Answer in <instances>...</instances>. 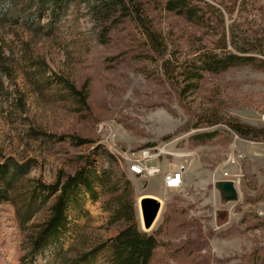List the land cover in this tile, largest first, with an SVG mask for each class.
I'll return each instance as SVG.
<instances>
[{
    "label": "rangeland",
    "instance_id": "374dc122",
    "mask_svg": "<svg viewBox=\"0 0 264 264\" xmlns=\"http://www.w3.org/2000/svg\"><path fill=\"white\" fill-rule=\"evenodd\" d=\"M36 1L18 0V22L9 21L11 16L0 21V153L28 165L23 192L52 184L60 170L77 167L80 155L102 147L109 155L97 150L96 168L131 180L140 229L161 227L151 264H264V140L241 138L224 124L192 127L210 112L264 126V69L246 65L207 73L196 91L182 96L159 63L145 58L144 37L132 21L114 28L102 44L86 3L54 15L45 9L38 16ZM205 1L222 9L223 23L204 27L163 9L164 1L148 0V13L174 59L192 61L215 49L224 31L238 46H254L253 54L264 59V0ZM229 50L238 53L230 43ZM69 82L86 85L88 108L70 92ZM210 131H217L213 139L193 140ZM72 134L92 142L76 146ZM149 143L167 145L172 153L161 157L159 175H134L122 156L113 155L142 151ZM185 160L183 186L165 188L163 174ZM228 178L239 197L223 203L215 182ZM148 195L163 204L155 223L142 229L139 199ZM107 197L95 203L81 197L78 211L70 213L69 237L48 246L32 264H59L52 263L58 247L69 250L68 260L97 248L88 264H109L110 250L102 243L119 226H106ZM20 205L19 200L0 204V264H30L24 227L41 221L45 208L22 226Z\"/></svg>",
    "mask_w": 264,
    "mask_h": 264
},
{
    "label": "trees",
    "instance_id": "16d2710c",
    "mask_svg": "<svg viewBox=\"0 0 264 264\" xmlns=\"http://www.w3.org/2000/svg\"><path fill=\"white\" fill-rule=\"evenodd\" d=\"M17 1L0 0V21L11 16L9 21L18 22L22 11L15 9ZM159 1H164L161 3L163 9L183 15L204 27L210 26L214 20L217 23L224 21L222 9L209 1ZM80 2L86 3L89 7L100 31L99 38L102 44L109 41V34L114 28L125 21H132L144 37L142 44L147 48L145 58L159 63L163 76L180 86L179 91L182 96L196 91L207 73L219 74L233 67L246 65L264 69V59L253 54L254 46H238L234 38H229L225 31L221 34L220 45H217L215 49L198 54L192 61L174 59L168 51V44L163 33L155 28L148 13V0H37L36 4H39V7L35 12L40 16L44 14L45 9H49L50 14L54 15L57 10L65 12L71 4ZM26 12L25 18L31 20V11ZM229 43L237 49L238 53L229 50ZM68 88L78 102L88 108L86 85L77 87L69 82ZM198 119L192 127L198 128L202 123H205L207 127L224 124L241 138L264 140V126H254L234 118L219 117L215 112L204 113L198 116ZM216 135L217 131L202 132L196 134L193 140L206 142ZM70 136L72 143L76 146L92 142L74 134ZM152 144L154 143H149L147 146ZM99 149H102L103 153H108L102 147H95L91 153L79 156L77 167L72 172L60 170L52 184L39 183L37 187L26 192H23L26 190L23 180L28 172V165L0 153V204L19 200L21 205L18 207L17 216L22 226L32 221L34 216L45 208V216L41 221L24 227L28 232L27 255L31 258L30 264L48 246L53 244L58 246L62 238L69 237L70 213L75 214V211H78L75 209L81 197H89L90 201L95 203L103 195L108 196L103 202V209L108 213L106 226L108 228L119 226L117 233L102 243L103 248L110 250L109 264H151L155 251L161 244V227L148 232L140 229L136 211V193L131 180L119 175L113 169L104 168L99 171L94 157ZM52 197H54L53 201L48 204ZM58 248L52 263L58 261L59 264H88L90 261L88 255L98 250L95 248L91 253L80 255L75 260H68L69 250Z\"/></svg>",
    "mask_w": 264,
    "mask_h": 264
},
{
    "label": "built area",
    "instance_id": "2783aa9c",
    "mask_svg": "<svg viewBox=\"0 0 264 264\" xmlns=\"http://www.w3.org/2000/svg\"><path fill=\"white\" fill-rule=\"evenodd\" d=\"M116 152L117 155L114 152L113 155L117 158H119L118 156L120 155L127 161V169L129 172L147 178L159 175L162 172L160 167L161 157L165 154H172L167 150V145L150 146L147 149L138 152ZM184 156H186V154H184ZM187 166L188 160H185L183 163L166 171L163 174L164 187L172 190L180 189L185 181ZM142 229L146 228H143L142 226Z\"/></svg>",
    "mask_w": 264,
    "mask_h": 264
},
{
    "label": "water",
    "instance_id": "95a60500",
    "mask_svg": "<svg viewBox=\"0 0 264 264\" xmlns=\"http://www.w3.org/2000/svg\"><path fill=\"white\" fill-rule=\"evenodd\" d=\"M215 187L218 189L223 203L236 201L239 197L234 179H220L215 182ZM160 206V201L155 197H145L141 200V212L145 228L152 226L159 213Z\"/></svg>",
    "mask_w": 264,
    "mask_h": 264
},
{
    "label": "bare ground",
    "instance_id": "6f19581e",
    "mask_svg": "<svg viewBox=\"0 0 264 264\" xmlns=\"http://www.w3.org/2000/svg\"><path fill=\"white\" fill-rule=\"evenodd\" d=\"M145 197H156L161 203L160 204H163V200L161 199V198H159V197H157V196H151V195H148V196H143V197H141L140 199H139V208H140V214H142V209H141V200L143 199V198H145ZM160 209H161V206H160ZM159 214H160V210H159V213H158V215L156 216V218H155V220H154V222H153V224L155 223V221L158 219V217H159ZM141 219H142V216H141ZM152 224V225H153Z\"/></svg>",
    "mask_w": 264,
    "mask_h": 264
}]
</instances>
